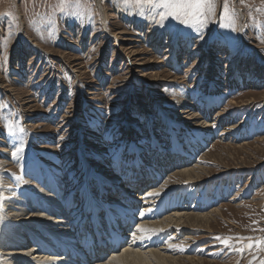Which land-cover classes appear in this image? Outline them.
I'll return each instance as SVG.
<instances>
[{
	"label": "rangeland",
	"instance_id": "rangeland-1",
	"mask_svg": "<svg viewBox=\"0 0 264 264\" xmlns=\"http://www.w3.org/2000/svg\"><path fill=\"white\" fill-rule=\"evenodd\" d=\"M224 2L216 0L202 40L171 18L161 26L159 9L126 7L123 0H79L64 13L59 0H10L0 7L8 18L0 16L5 232L16 231V213L34 208L29 202L42 199L47 184L58 180L97 193L96 177L106 174L122 193L119 185L142 176L153 184L140 189L141 197L152 196V188L161 191L156 204H170L158 219L174 209L219 211L192 221L187 231L169 227L173 264L264 262V0H228L235 31L221 27ZM9 122L15 137L7 134ZM187 169L201 182L177 177ZM143 201L133 206L136 214ZM109 207L110 213L120 208ZM217 236L231 237L230 247Z\"/></svg>",
	"mask_w": 264,
	"mask_h": 264
},
{
	"label": "bare ground",
	"instance_id": "bare-ground-1",
	"mask_svg": "<svg viewBox=\"0 0 264 264\" xmlns=\"http://www.w3.org/2000/svg\"><path fill=\"white\" fill-rule=\"evenodd\" d=\"M181 154L182 152L178 154L179 161L183 158L182 156L179 159ZM198 175H196V171L187 169L177 177L196 184L201 182ZM141 177L140 180L134 179L135 181L131 185H119L122 193L113 188L115 177H109L106 174L96 177L95 185L99 187L97 193L85 187L74 189L70 186L64 187L58 180V183L47 184L45 186L47 192L42 189L40 191L44 193L42 194L43 198L39 199L37 203L29 202V205H33L34 208L24 209L21 215L19 212L16 213L17 220H14L13 223L18 225L14 233L5 232V222L0 217V236L4 237L0 244V248L4 251L1 255L6 256V261H0V264H79L76 261L78 256H82L83 264H88L93 259H96L93 264H173L177 258L168 254L171 246L165 243L170 234L169 231H171L169 227L183 228L187 231L190 229L192 221L209 220L213 214H218L219 211L215 208L205 214L190 215L174 209L171 215L158 219L160 218L158 214L165 208H170V204H156L153 201L155 200L153 199L154 195L141 197L140 189L147 184H153L152 181L142 182ZM61 190L65 192L64 197L67 195L68 197H60ZM148 190L149 194L155 193L152 188ZM52 193L57 195L56 198ZM106 193L110 194V199L108 197L105 202L100 203ZM155 197L157 196L155 195ZM115 198L116 200H114ZM142 200L144 201L141 213L136 214V209L133 206ZM152 201L153 203H151ZM110 205L120 208L115 213H110ZM184 205L187 206V203ZM70 207L71 209H69ZM190 208L188 209L190 210ZM103 211L106 214L104 222L101 224L102 216L100 214H104ZM157 235L164 238L163 244L157 242L155 239ZM111 237L112 239L117 237V243L110 244L108 239ZM118 243L122 244L118 245ZM86 244H91L88 255L84 253ZM73 246L76 247V250L73 249ZM120 249H122L121 252ZM172 250L170 251L172 252ZM25 259L27 260L25 261Z\"/></svg>",
	"mask_w": 264,
	"mask_h": 264
},
{
	"label": "snow or ice",
	"instance_id": "snow-or-ice-1",
	"mask_svg": "<svg viewBox=\"0 0 264 264\" xmlns=\"http://www.w3.org/2000/svg\"><path fill=\"white\" fill-rule=\"evenodd\" d=\"M126 7L133 5L138 7L148 6L150 9H159L156 14L160 16V21L157 23L163 26V21L166 19H173L179 21L187 27L194 28L199 38L204 39L201 29L205 26L206 21L209 17L214 16L216 12V0H123ZM69 6L79 7V0H59V7L62 13ZM221 19L227 20V23H221V27L231 28L235 31V14L229 8L228 0H225L221 12ZM7 134L10 137H15L16 129L11 122L5 125ZM19 132H24V129L20 127ZM23 151V144L16 147L12 153L15 158L20 152ZM159 193H151L150 195H158ZM2 199V197H0ZM2 206V205H0ZM143 214V213H142ZM135 238V236H134ZM216 240L220 241L225 247H230L228 240L232 238L222 239L221 237H215ZM245 239V238H241ZM251 239V238H246ZM251 248V244L247 245ZM244 249H237V251H243ZM264 264V262H262Z\"/></svg>",
	"mask_w": 264,
	"mask_h": 264
},
{
	"label": "crops",
	"instance_id": "crops-1",
	"mask_svg": "<svg viewBox=\"0 0 264 264\" xmlns=\"http://www.w3.org/2000/svg\"><path fill=\"white\" fill-rule=\"evenodd\" d=\"M9 1H10V0H0V7L3 6V5L10 6ZM0 11H1L0 16H2L1 18L4 17L2 20L8 21V20H7L8 18H5V17L7 16V15H6L7 13H5V11L2 10L1 8H0ZM10 15H11V14H10Z\"/></svg>",
	"mask_w": 264,
	"mask_h": 264
}]
</instances>
